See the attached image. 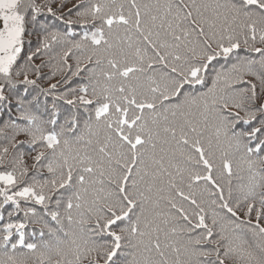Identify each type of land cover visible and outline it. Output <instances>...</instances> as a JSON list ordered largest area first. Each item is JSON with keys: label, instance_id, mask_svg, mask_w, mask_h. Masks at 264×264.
Listing matches in <instances>:
<instances>
[{"label": "snow or ice", "instance_id": "obj_1", "mask_svg": "<svg viewBox=\"0 0 264 264\" xmlns=\"http://www.w3.org/2000/svg\"><path fill=\"white\" fill-rule=\"evenodd\" d=\"M68 4L0 0V264H264V0Z\"/></svg>", "mask_w": 264, "mask_h": 264}, {"label": "trees", "instance_id": "obj_2", "mask_svg": "<svg viewBox=\"0 0 264 264\" xmlns=\"http://www.w3.org/2000/svg\"><path fill=\"white\" fill-rule=\"evenodd\" d=\"M73 3H76V0H69L68 7H71V4H73ZM77 30H79V29L77 28ZM33 43H35V39H33ZM45 71H47V69H45Z\"/></svg>", "mask_w": 264, "mask_h": 264}]
</instances>
